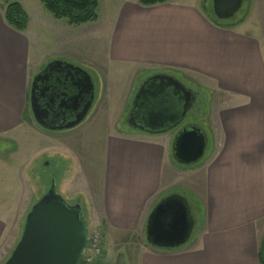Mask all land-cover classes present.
Returning a JSON list of instances; mask_svg holds the SVG:
<instances>
[{
    "label": "crops",
    "instance_id": "obj_1",
    "mask_svg": "<svg viewBox=\"0 0 264 264\" xmlns=\"http://www.w3.org/2000/svg\"><path fill=\"white\" fill-rule=\"evenodd\" d=\"M125 1L106 21L98 17L78 31L68 24L43 23L45 30H59L56 43H69L68 50L48 55L35 46L39 32L31 30L28 13L26 29L17 32L6 25V5L0 4V139L21 143L0 145V264L10 256L30 209L31 162L22 137L37 132L31 126L30 85L52 61L79 67L99 80L102 69L117 64L133 70V79L139 73L170 74L186 84L193 79L208 94L209 138L205 135L210 146L199 165L175 163L173 131L150 135L111 127L103 178L98 179L100 214L93 228L101 234V253L94 264H264L263 33L213 21L204 0L152 6ZM86 34H99L100 44H71ZM134 82L118 120L126 114ZM173 191L194 204L199 229L179 249L153 250L144 240L147 216Z\"/></svg>",
    "mask_w": 264,
    "mask_h": 264
},
{
    "label": "water",
    "instance_id": "obj_2",
    "mask_svg": "<svg viewBox=\"0 0 264 264\" xmlns=\"http://www.w3.org/2000/svg\"><path fill=\"white\" fill-rule=\"evenodd\" d=\"M211 1L218 19L230 18L240 7L239 0ZM43 92L49 95L48 101H41ZM195 100L196 94L174 75L154 74L139 84L125 123L150 135L173 131ZM93 101L94 86L88 73L62 61L48 63L30 85L32 118L49 131H67L80 125ZM50 118L53 120L46 125ZM206 145L205 134L196 126L178 128L172 159L180 166H193L203 157ZM193 226L188 199L184 194L173 193L150 211L144 240L153 250L173 251L187 244ZM86 242L82 207L67 204L51 181L27 213L19 240L4 264H78Z\"/></svg>",
    "mask_w": 264,
    "mask_h": 264
},
{
    "label": "rangeland",
    "instance_id": "obj_3",
    "mask_svg": "<svg viewBox=\"0 0 264 264\" xmlns=\"http://www.w3.org/2000/svg\"><path fill=\"white\" fill-rule=\"evenodd\" d=\"M13 3L19 4L28 13L31 20V30L34 33L39 32L38 38L37 34L34 38L38 52L48 55L53 54L55 51L68 50L69 43L58 44V42H55L54 35L59 34V30L50 32L43 27V23L48 21L55 24L54 26L65 25L67 27L65 20L55 19L43 8L40 0H0L1 5ZM124 3H126L125 0H99L97 20L94 23L98 21V17L104 20L112 15ZM204 4L213 21L229 27L241 24L238 27L248 29L250 34H253V28L257 27L264 35V0H241L239 10L228 19L217 18L213 12L211 0H204ZM91 24L82 25L81 28L71 27V29L78 31ZM45 26L49 27L48 24ZM98 35L86 34L81 38L76 37L71 44L76 43V46H81L86 43L90 46H96L101 42ZM101 72V80L90 73L95 97L87 117L80 125L73 130L59 133L39 129L36 125L34 126L33 122V124L31 123L32 129L38 133L29 131L22 137L23 143L25 141V145L28 146L27 158L31 162L28 191L30 208L48 190L49 181L53 178L56 192L63 197L66 203L69 205L79 204L82 207V219L86 223L88 231L93 230L94 222L99 220L101 190L98 187V179L103 178L102 157L107 137L113 134V128L111 127L114 124L117 125L116 130L118 132L131 131V128L125 123V117L131 109L138 84L149 74L139 73L133 79V70L119 67L118 64L111 65L110 70L106 72L105 69H102ZM177 79L179 80V78ZM133 80L135 85L125 108L126 114L118 120V114L123 108L127 89ZM188 82L189 84H186L181 81L183 85L196 94V100L192 108L186 112L178 128L196 126L209 138V108L204 100L208 94L205 90H200L193 79ZM30 121L32 122V120ZM172 133H176V131L174 130ZM0 145H21V143L19 140H17V143H13L9 140L0 139ZM209 146L206 145L203 157L193 166L199 165L208 156ZM33 157H35V160H32ZM45 164L47 165L45 166ZM173 192L182 194L178 191ZM186 199L188 198L186 197ZM188 202L194 226L187 244L195 237L200 226V217L194 204L189 199ZM14 233L16 234L17 231H14ZM20 235L17 233V238L13 239V248ZM262 254L264 257V245Z\"/></svg>",
    "mask_w": 264,
    "mask_h": 264
},
{
    "label": "trees",
    "instance_id": "obj_4",
    "mask_svg": "<svg viewBox=\"0 0 264 264\" xmlns=\"http://www.w3.org/2000/svg\"><path fill=\"white\" fill-rule=\"evenodd\" d=\"M166 0H139L143 6L160 4ZM43 8L57 20H65L71 27L94 23L97 20L99 0H40ZM4 21L8 27L23 32L28 24V17L17 4H8L4 9ZM53 181L51 178L49 181ZM49 188V187H48Z\"/></svg>",
    "mask_w": 264,
    "mask_h": 264
},
{
    "label": "built area",
    "instance_id": "obj_5",
    "mask_svg": "<svg viewBox=\"0 0 264 264\" xmlns=\"http://www.w3.org/2000/svg\"><path fill=\"white\" fill-rule=\"evenodd\" d=\"M100 231L93 229L87 233V242L78 264H94L95 258L100 255Z\"/></svg>",
    "mask_w": 264,
    "mask_h": 264
},
{
    "label": "flooded vegetation",
    "instance_id": "obj_6",
    "mask_svg": "<svg viewBox=\"0 0 264 264\" xmlns=\"http://www.w3.org/2000/svg\"><path fill=\"white\" fill-rule=\"evenodd\" d=\"M239 1L241 2V0H239ZM222 15L225 16V15H227V14H226V13H224V14L222 13ZM43 69H44V68H43ZM43 69H42V70H43ZM42 70H41V71H42ZM41 71H39V72H41ZM39 72H38V73H39ZM144 79H146V77H145ZM144 79H143V80H144ZM143 80H142V81H143ZM142 81H141V82H142ZM141 82H140V83H141ZM140 83H139V84H140ZM138 86H139V85H138ZM137 89H138V88H137ZM44 100H45V101H48V100H49V95L47 94V92H45V93L43 92V93H42V99H41V101L43 102ZM92 104H93V103H92ZM90 109H91V108H90ZM89 111H90V110H89ZM88 113H89V112H88ZM87 115H88V114H87ZM86 117H87V116H86ZM86 117H85V118H86ZM32 120H33V118H32ZM52 120H53V118L48 119V120L46 121V125H49L50 122H51ZM33 122H34V120H33ZM34 124H35L39 129H42V130H45V131H49V130H47V129H44V128L38 126L35 122H34ZM74 129H75V128H74ZM71 130H73V129H71ZM177 130H178V128L175 129V131H177ZM67 131H70V130H67ZM173 131H174V130H173ZM49 132H59V131H49ZM60 132H66V131H60ZM60 132H59V133H60Z\"/></svg>",
    "mask_w": 264,
    "mask_h": 264
}]
</instances>
